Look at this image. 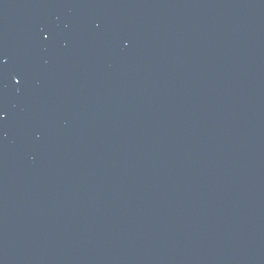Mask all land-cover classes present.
Listing matches in <instances>:
<instances>
[{
	"label": "water",
	"instance_id": "1",
	"mask_svg": "<svg viewBox=\"0 0 264 264\" xmlns=\"http://www.w3.org/2000/svg\"><path fill=\"white\" fill-rule=\"evenodd\" d=\"M242 0H0V264H188Z\"/></svg>",
	"mask_w": 264,
	"mask_h": 264
}]
</instances>
